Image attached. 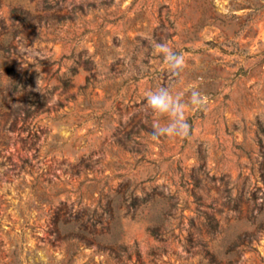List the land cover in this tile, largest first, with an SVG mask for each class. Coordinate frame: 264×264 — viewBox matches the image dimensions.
<instances>
[{
    "label": "rangeland",
    "instance_id": "rangeland-1",
    "mask_svg": "<svg viewBox=\"0 0 264 264\" xmlns=\"http://www.w3.org/2000/svg\"><path fill=\"white\" fill-rule=\"evenodd\" d=\"M0 264H264V0H0Z\"/></svg>",
    "mask_w": 264,
    "mask_h": 264
},
{
    "label": "clouds",
    "instance_id": "clouds-1",
    "mask_svg": "<svg viewBox=\"0 0 264 264\" xmlns=\"http://www.w3.org/2000/svg\"><path fill=\"white\" fill-rule=\"evenodd\" d=\"M154 53L162 55L168 66L169 72L178 76L185 68V58L182 53L175 52L166 43L153 42ZM147 105L154 114L167 116L168 123L161 124L158 120L152 123V136L154 139L160 137L186 138L191 134L185 111L186 107L180 102V94L174 97L167 87L158 90H148L144 93ZM190 104L197 110H205L207 105L206 97L197 89L190 90Z\"/></svg>",
    "mask_w": 264,
    "mask_h": 264
}]
</instances>
